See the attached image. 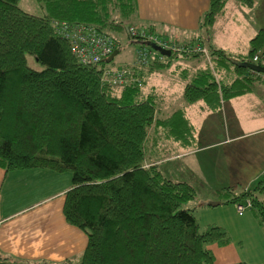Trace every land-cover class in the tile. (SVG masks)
Masks as SVG:
<instances>
[{"label": "trees", "instance_id": "obj_1", "mask_svg": "<svg viewBox=\"0 0 264 264\" xmlns=\"http://www.w3.org/2000/svg\"><path fill=\"white\" fill-rule=\"evenodd\" d=\"M37 1L43 15L25 12L18 0H0V168L71 172L62 213L86 233L87 242L77 258L60 264H214L206 244H227L225 229L214 223L200 227L192 208L183 207L195 198L194 185L170 179L146 154L152 133L186 147L194 142V127L184 108L159 116L157 95L142 89L144 74L165 68L173 58H196L194 69L184 71L183 98L217 112L222 100L264 82L262 73L240 64L252 62L264 47V28L249 40L247 53L209 45L207 61L192 50L194 44L201 47L197 40L185 43L184 51L158 52L146 67L135 60L117 65L130 67V79L113 84L102 77L103 69L115 65L113 59L80 62L61 28L86 26L109 37L117 51L111 35L125 31L146 48L129 32L136 0ZM226 1L210 0L201 24L212 25ZM141 29L159 35L151 26ZM26 54L42 67L29 66ZM214 193L213 202L235 210L249 205L264 226V175L249 188L228 186Z\"/></svg>", "mask_w": 264, "mask_h": 264}, {"label": "crops", "instance_id": "obj_2", "mask_svg": "<svg viewBox=\"0 0 264 264\" xmlns=\"http://www.w3.org/2000/svg\"><path fill=\"white\" fill-rule=\"evenodd\" d=\"M209 1L136 0V11L132 16L134 25L139 28L151 26L155 33L181 44L197 43L198 40L230 54L247 53L249 40L264 28V0H254L251 6L238 0H227L215 23L207 26L201 24V19L209 8ZM175 60L179 64L174 66L171 81L180 90L167 91V95L172 97L176 93L183 99L178 108H184L194 127L195 139L191 145L183 147L170 138H162V150L174 154L178 159L177 169L190 178L186 181L192 182L199 193L216 199L214 192L217 189L228 186L249 188L264 175V82L257 81L251 91L222 100L219 110L214 112L202 101L186 103L183 98L185 68L193 70L197 59L173 58L168 66ZM261 63L264 65V61ZM159 71L146 70L144 75ZM154 86L156 84L146 90L152 97L157 95ZM166 103L170 107V102ZM169 110L166 116L175 109ZM234 163L244 168L234 167ZM167 168L174 171L169 165ZM48 171L53 170H11L5 174L0 172V177L6 179L9 172L14 173L11 177L22 173L36 184ZM244 172L247 178L242 183L239 177ZM52 177L56 179L57 176ZM64 193L46 188V192L39 194L42 197L33 198L31 191H0V254L4 256L0 258V264H60L82 253L87 235L64 219Z\"/></svg>", "mask_w": 264, "mask_h": 264}, {"label": "rangeland", "instance_id": "obj_3", "mask_svg": "<svg viewBox=\"0 0 264 264\" xmlns=\"http://www.w3.org/2000/svg\"><path fill=\"white\" fill-rule=\"evenodd\" d=\"M17 4L19 8L27 13L34 15L44 14L43 8L37 0H18ZM220 15L221 13L218 14V16ZM217 17L212 24L215 23ZM129 25H134L132 16L129 20ZM111 36L118 42L119 47L117 54L113 57L112 63L115 65H121L122 63H131L134 61L136 50L139 48V43H137L136 40H130L125 31L113 32ZM197 45L198 44L195 46ZM207 46V44L205 45L201 43V47H197L198 50L194 52L201 51L204 53V59L208 61L209 51ZM26 60L28 65L33 68L40 69L42 67V65L39 64L30 54H26ZM175 64H179V62H176V60L172 61L171 65L165 67L163 70L161 69L162 71L160 70L159 72L147 74L146 77L144 76L145 82L142 86L143 90H147L152 84H156V86H154L157 94L156 107L160 117L166 116L165 113L168 108L171 111L178 108L180 106V101L182 102L183 100L182 98L177 97L176 93L172 97L167 95V91L170 93L172 90H180L178 85L171 81L172 78H174L173 70ZM183 64L184 63H181V65ZM185 70L190 71V68L187 67ZM178 71L179 69H177V72ZM166 102H170V107H168ZM204 120L206 121V119ZM151 135L153 136V145L147 144L146 149V154L151 157H149V160L156 162L162 169L164 175L172 180H186V178L187 180H190L189 177L183 175L182 170L177 169L179 166L177 163L178 159L174 156V154H168L162 150V138H158L156 140L155 136L158 135L156 132L152 133ZM168 165L172 170H174L173 172L168 170ZM234 167L244 168L238 165V163H234ZM0 172L5 174V171L2 169H0ZM48 172L49 173L46 172L44 175H42L43 179H41L39 182H36L39 189L34 181L31 183L24 177L22 173L17 177H11V174L14 173L9 172L10 175H8L6 179H3V176L0 177V191H31L33 198H35L39 196L40 193L46 192V188L48 190H52V192H63L70 187V171ZM52 174L57 176L56 179H53ZM246 178L247 173L244 172L239 177V181L244 183ZM249 178H251V176ZM190 183L192 184V182ZM211 197L196 191L195 198L185 202L183 207L192 208L193 214L195 215L200 227H203L208 223H214L223 227L228 234L229 242L225 245L220 246L214 242H209L206 244V247L211 249L214 254V264H234L237 262H244L246 264L262 263L264 261V226L260 222V219L256 215L255 211L251 209H244L242 214H238L232 204H226L222 202L212 206L211 203L215 200H212L214 199L213 196Z\"/></svg>", "mask_w": 264, "mask_h": 264}, {"label": "built area", "instance_id": "obj_4", "mask_svg": "<svg viewBox=\"0 0 264 264\" xmlns=\"http://www.w3.org/2000/svg\"><path fill=\"white\" fill-rule=\"evenodd\" d=\"M63 36L69 39L72 50L82 63H98L103 59H107L109 55L114 51V45L111 39L105 35H100L86 26H75L69 28L67 24H64L61 28ZM129 32L131 35L135 36L145 44L146 48L139 46L136 50V58L134 65L146 67L150 63L151 57L158 55L157 49H151L156 45L159 48L167 49L170 52L173 51H184V44H176L175 42L169 41L159 35L150 34L145 30L132 26L129 27ZM141 45V43H140ZM152 46V47H151ZM194 46L192 50H198ZM155 50V51H153ZM264 61V51L259 54H255L252 57L253 63H261ZM130 68V67H129ZM125 66H108L102 71V77L107 83L120 84L130 79V69ZM249 205L244 206L243 204H238L236 206V211L238 214H242L244 209Z\"/></svg>", "mask_w": 264, "mask_h": 264}, {"label": "water", "instance_id": "obj_5", "mask_svg": "<svg viewBox=\"0 0 264 264\" xmlns=\"http://www.w3.org/2000/svg\"><path fill=\"white\" fill-rule=\"evenodd\" d=\"M127 25L125 26V28L127 29ZM154 49H157L160 53L165 54V55H169L170 51L167 49H162L157 47L156 45H152ZM264 51V47L259 51V54H261ZM117 50H114L109 57L106 59V61H111L113 59V57L117 54ZM240 64L242 66L248 67L258 73H262L264 75V65L260 64V63H253V62H240ZM219 202H212L211 205H217Z\"/></svg>", "mask_w": 264, "mask_h": 264}]
</instances>
